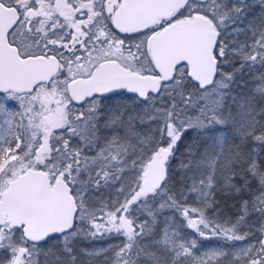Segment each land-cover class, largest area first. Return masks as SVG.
Masks as SVG:
<instances>
[{
  "label": "snow or ice",
  "instance_id": "1",
  "mask_svg": "<svg viewBox=\"0 0 264 264\" xmlns=\"http://www.w3.org/2000/svg\"><path fill=\"white\" fill-rule=\"evenodd\" d=\"M0 264H264V0H0Z\"/></svg>",
  "mask_w": 264,
  "mask_h": 264
}]
</instances>
